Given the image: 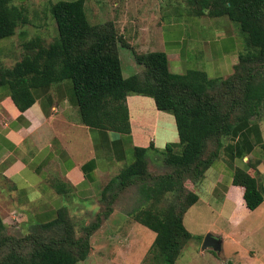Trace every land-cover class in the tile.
Here are the masks:
<instances>
[{
  "label": "trees",
  "instance_id": "1",
  "mask_svg": "<svg viewBox=\"0 0 264 264\" xmlns=\"http://www.w3.org/2000/svg\"><path fill=\"white\" fill-rule=\"evenodd\" d=\"M184 1L191 15L226 16L243 35V49L228 77L210 78L200 69L172 73L165 51H135L111 20L90 24L84 0L52 3L49 11L57 37L46 44L40 37L23 42L22 56L11 66H3L0 59V87L7 89L20 111L33 104L36 90L68 80L84 125L129 133L126 96L134 93L150 97L157 110L170 113L178 135V142L167 143L161 153L152 144L134 147V160L101 190L98 201L107 202L104 216L96 214L93 222L82 226V234L66 207L58 209L54 220L18 237L5 233L0 217V264H76L84 260L90 251V236L112 212L119 192L133 184L151 202L131 216L155 233L149 250L152 264H175L192 238L182 223L183 214L198 198L185 182L194 183L203 176L218 157L222 138L236 123L255 117L264 102V0ZM29 21L24 7L0 0V40L13 36L19 25ZM119 45L132 50L135 62L143 66L141 73L123 76ZM149 150L160 153L169 170L153 173L146 157ZM232 182L244 188L249 209L262 202L264 191L245 170L236 168ZM166 194L171 200L158 207Z\"/></svg>",
  "mask_w": 264,
  "mask_h": 264
},
{
  "label": "crops",
  "instance_id": "2",
  "mask_svg": "<svg viewBox=\"0 0 264 264\" xmlns=\"http://www.w3.org/2000/svg\"><path fill=\"white\" fill-rule=\"evenodd\" d=\"M99 1L102 0H93L95 8L101 4ZM121 1H114L115 11L121 8ZM135 1L130 7L132 13L129 17L136 27V38L153 27L143 29L147 26L144 20H150V25L162 22L159 10L156 13L152 11L164 10L163 6H167L164 10H167L166 14L179 18L167 23L170 44L166 43L171 45L170 51L174 50V54L166 53L167 60L182 62L188 51L193 49L196 51L195 58L204 59L202 63L207 65L208 72L200 70L205 71L208 77L219 78L223 70L230 71L228 76L232 73L242 50L229 18L191 15L184 0H166L165 4L161 0ZM85 3L86 0L84 7ZM11 4L24 7L28 15L35 10L36 17L49 13L47 0H11ZM179 6L187 9L186 12ZM134 8L138 9L137 13H134ZM185 16L187 20H183ZM116 19L114 13L108 20L115 24L118 33L129 44L131 41L124 37V30L119 28ZM186 23L191 24L190 31L186 30ZM20 30V36L27 35L23 28ZM18 32L16 28L15 34ZM204 33L205 36H202ZM129 46L137 51L134 46ZM129 65L132 66L130 71L137 69L133 63ZM34 95L33 104L20 111L7 89L0 87V217L8 235L22 236L35 226L54 220L61 207L67 208L76 223L83 222L87 215L84 213H92L88 203L99 204L101 190L112 178L110 175H117L124 165L134 160L135 146L148 147L152 144L154 148H162L166 141H178L173 116L157 110L148 96L136 94L126 97L130 121V132L126 134L82 124L72 101V85L68 80L36 90ZM80 132L84 134V142L76 143L78 140H73V137ZM262 144L264 107L261 105L255 117L236 123L232 132L222 138L219 155L203 176L194 183L191 180L185 182L198 198L183 214L182 223L192 238L181 250L175 264L184 248L190 242L202 243L206 233L221 240L219 253H222L224 245H229L232 255L264 264V197L251 210L243 198L244 188L232 182L234 170L239 168L254 177L264 191ZM97 212L98 209L92 214ZM108 217L112 216H107L90 236V245L96 232L92 244L101 237L102 243L111 245L105 239L112 234H106L107 225L113 220L106 223ZM87 224L86 221L84 225Z\"/></svg>",
  "mask_w": 264,
  "mask_h": 264
},
{
  "label": "rangeland",
  "instance_id": "3",
  "mask_svg": "<svg viewBox=\"0 0 264 264\" xmlns=\"http://www.w3.org/2000/svg\"><path fill=\"white\" fill-rule=\"evenodd\" d=\"M56 1L59 0H47V2L49 3L47 6V11L49 10V6L51 5V3H54ZM114 1L115 0L99 1L101 2V4L99 6H96L95 8L93 0H86L84 10L89 23H103L106 20L112 18V15L116 13V20H118L119 28L121 30H124V37H127V39L131 41L129 42V44L134 46L138 52L163 50L167 54H174V50H169V46H171L168 45L170 44L168 41L170 33L166 30H168L167 23L169 21L172 20L171 22H175L179 18L177 17V15H175V17H172L173 15H167V10L164 11L165 9H167V6H163L164 10L154 9L152 11L153 13H156L159 10L158 14L160 15L158 16L162 18V22L159 25H157V23H153L150 25V20H144V24H146L147 26L143 29H147L148 26L153 27L151 29L144 30L143 34L141 33V37L136 38V27L133 26L134 24L130 21L131 18L129 17V14L132 13L130 7L132 8L136 1L122 0L121 8H117L116 11L113 5ZM164 1L166 2V0H161V2L165 4ZM128 5L129 7H127ZM179 7L180 9H182V6ZM137 10L134 8V13H137ZM186 10L185 8L182 9V11L184 12H186ZM30 13L32 14H27L28 18L31 19L29 24L27 23L22 26L19 25L17 27L19 32L17 34H14L13 37L11 36L12 38H9L8 40L2 39L3 41L0 42V59L3 66H11L15 61L21 58L23 53V42L35 37H40L42 42L46 44L57 37L56 24L50 14V11L48 14L42 17H36L35 10H31ZM185 19L187 20V16H185L183 20ZM39 23H41L42 25H37ZM138 23L139 22L137 21L136 24L138 25ZM190 25L191 24L186 23L185 26L187 31H190ZM231 25L232 27H234L233 33H235V37L239 41L241 46L240 50H242L244 43L242 37L243 35H241L238 28L233 22H231ZM20 28H23L25 32H27L26 36L19 35L22 31L20 30ZM205 34L206 33L202 34V36H205ZM188 35L189 32H187L186 36L188 37ZM166 42H168V44ZM118 53L122 65V74L124 77H127L130 74L139 73L143 70L142 65H139L135 61H132L133 54L130 48L126 49L125 47L119 46ZM195 54L196 51L190 49L188 51V54L186 55L185 60L182 62L178 60L173 63L168 58L169 70L174 73H184L187 70L199 68L208 72L207 65L202 63L204 62V59L199 56L198 59L195 58ZM130 63H133L134 66L137 67V69L134 71H130L132 68V66L129 65ZM128 67L130 68L128 69ZM228 72L230 71H221V77L219 78L228 76ZM128 96H136V94L129 93L126 97ZM262 107H264V102L262 104ZM73 140H78L76 141V143H83L84 134L80 132L75 137H73ZM166 142L174 143L173 141ZM161 147L162 148L156 147L155 149H157L161 153V150H163L165 146ZM160 153L155 152L154 150H149L146 154V157L149 160L148 167L153 173H164L169 170L162 163V156ZM110 176L114 177L115 174ZM170 200L171 197L169 196V194H166V196H164L163 199L158 202L157 206L163 207L168 204ZM150 203V201L148 202L140 195L138 184H133L125 188L123 191L119 192V194L111 204L112 214H109L108 216L111 215L112 217H108V219L105 221L107 223L108 221L113 219L111 224L108 223V229H106V234H112L110 237L106 236L105 238L108 239V243H110L111 245H108V247L106 244L102 243L101 237L97 238L98 241L93 242L92 244V239L97 233L96 232L91 238L92 251H90L86 259L79 261L77 264H152L149 250L152 242L154 241L155 233L152 230L133 221L131 216L133 211L140 208H146L150 205ZM87 206H89L92 213H95L98 209V212L96 214H101L102 216H104L103 213L107 209V202L102 201L101 203L99 202V204H97L96 202H90ZM92 213H84L87 214L84 221L76 224L75 229L79 234H82V226L86 221L88 223H91L95 220L96 214L93 215ZM200 245L201 243L199 244L198 241L190 242L182 251L180 258L177 260V264H258L256 262L252 263L251 259L248 257L232 255L231 247L229 245H224L222 253H219L212 248H207L206 250L201 251ZM107 247L109 249H107ZM227 257L230 261H228V259L227 261L225 260V258Z\"/></svg>",
  "mask_w": 264,
  "mask_h": 264
},
{
  "label": "water",
  "instance_id": "4",
  "mask_svg": "<svg viewBox=\"0 0 264 264\" xmlns=\"http://www.w3.org/2000/svg\"><path fill=\"white\" fill-rule=\"evenodd\" d=\"M220 243L221 240L218 237L212 235L211 233H206L203 237L200 248L202 250L212 248L213 250L218 252L220 251Z\"/></svg>",
  "mask_w": 264,
  "mask_h": 264
}]
</instances>
